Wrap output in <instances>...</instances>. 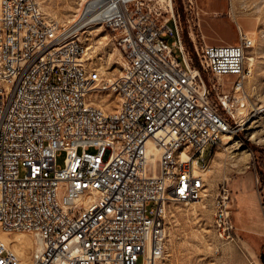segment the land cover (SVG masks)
I'll return each instance as SVG.
<instances>
[{
    "label": "built area",
    "instance_id": "obj_1",
    "mask_svg": "<svg viewBox=\"0 0 264 264\" xmlns=\"http://www.w3.org/2000/svg\"><path fill=\"white\" fill-rule=\"evenodd\" d=\"M88 20L111 28L124 60L112 80L78 37ZM189 37L190 49L173 0H89L71 27L47 20L42 0H0V264L163 256L168 207L201 200L206 183L195 168L205 170L235 132L226 91L241 92L250 74L246 36L216 45ZM177 144L186 151L174 154ZM172 176L179 183L165 192ZM230 193L217 192L213 226L235 243ZM21 232L33 240L28 255L1 238Z\"/></svg>",
    "mask_w": 264,
    "mask_h": 264
},
{
    "label": "rangeland",
    "instance_id": "obj_2",
    "mask_svg": "<svg viewBox=\"0 0 264 264\" xmlns=\"http://www.w3.org/2000/svg\"><path fill=\"white\" fill-rule=\"evenodd\" d=\"M88 1L42 0V11L47 20L66 27L77 19ZM182 1L173 0V7L180 18L183 37L190 42L189 33L192 32L196 41L201 43L239 44L242 33L253 42L245 57H253L254 62L245 61L250 74L244 80L243 90L231 92V105L246 110L239 116L241 118L229 117L235 128L232 142L228 143V139L223 137L212 154L208 169L200 173L206 183L200 202L169 205L164 254L155 264H262L264 187L260 191L256 150H264V140H250L240 122L253 108L264 107V0H184V4ZM78 37L88 47V59L93 67L105 71L108 79L115 78L121 70L122 57L111 33L97 25L85 28ZM226 79L221 78V82H226ZM205 81L208 82L207 78ZM260 135L264 136V129ZM233 142H238L239 150L232 147ZM241 150L251 156L240 158L239 154L235 155ZM64 156L61 153L58 157L59 165L63 163ZM224 185L228 186L234 199L232 221L239 237L235 243L219 240L213 226L214 198Z\"/></svg>",
    "mask_w": 264,
    "mask_h": 264
},
{
    "label": "bare ground",
    "instance_id": "obj_3",
    "mask_svg": "<svg viewBox=\"0 0 264 264\" xmlns=\"http://www.w3.org/2000/svg\"><path fill=\"white\" fill-rule=\"evenodd\" d=\"M233 19H235V18L233 17ZM75 21L76 20H73L67 27H71L72 25H74ZM97 25H99V21L98 20H88V27L86 29L91 28L93 26H97ZM103 29L105 31L111 33V28H103ZM75 30L76 29H74L73 31H75ZM83 32H85V30L79 32L78 35L82 34ZM71 34L72 33L65 34L62 39L71 38ZM240 35H242V37L245 36L242 33H240ZM116 36H117V34H114V37H116ZM60 50H67V41H60ZM245 61H247V63H253L254 62V58L251 57V56H248V57H245ZM120 63H121L120 67H122L124 65L123 58H121V62ZM114 64H119V63L114 62ZM107 69H110V68H107ZM98 70H99L100 73L105 74V71H101L100 68ZM112 79L113 78H110V80H112ZM220 81H221V78H220ZM233 81L234 80L232 79L229 82L232 83ZM229 87L231 88V86H229ZM242 90H243V88H242ZM231 92H227L226 91V93H228L226 95V97H230L232 95ZM234 99H235V97H234ZM114 103H116L115 100H113V104ZM236 107L237 106H235L234 104L229 105L230 113L233 116V118H236V117H239V116L245 114V111H246L242 107H239V108H236ZM239 118H241V117H239ZM240 126L243 127V131L245 132L247 137L250 138V140H252L254 142L263 141L264 140V136L261 137L260 134H261V130L264 129V107L261 106V107L253 108L252 112L249 114V116H247L246 119H244V120H242L240 122ZM259 128L261 130H258ZM231 135H233L232 132L223 135V137H226L228 139V143L232 142V136ZM234 146H235V150H239L240 149V145H238V142H233L232 147H234ZM185 151H186V144H177V147H174V154H181V152H185ZM148 153H149V155H151L152 162H155L156 159H157V155H158V149H156L154 147V144H152V143L149 144ZM238 154H239L240 158H249L251 156L249 153H245V150H241V151L237 152L235 155H238ZM211 159H212V157H211ZM208 167H209V165L203 171L200 168L196 167L195 168L196 175L200 174L201 172H206ZM174 183H179V176H172V181H166L165 192H174ZM198 202H200V200H198L196 202H193V203H185V205L194 204V203L196 204ZM1 238L7 244L11 243V247L16 249L19 254L28 255L32 251L33 240L31 238V236L29 234H27V233L21 232V233H13V234H10V235L9 234H2ZM155 262H154V264H155Z\"/></svg>",
    "mask_w": 264,
    "mask_h": 264
},
{
    "label": "trees",
    "instance_id": "obj_4",
    "mask_svg": "<svg viewBox=\"0 0 264 264\" xmlns=\"http://www.w3.org/2000/svg\"><path fill=\"white\" fill-rule=\"evenodd\" d=\"M184 43L186 45V47L188 49H190V42L188 41V39H186L185 37H183ZM192 55V54H191ZM258 153V156L256 158V172L257 175L259 177V181H260V185H261V190L262 191L263 187H264V150H256ZM264 207V204H263Z\"/></svg>",
    "mask_w": 264,
    "mask_h": 264
},
{
    "label": "water",
    "instance_id": "obj_5",
    "mask_svg": "<svg viewBox=\"0 0 264 264\" xmlns=\"http://www.w3.org/2000/svg\"><path fill=\"white\" fill-rule=\"evenodd\" d=\"M262 264H264V254L261 255Z\"/></svg>",
    "mask_w": 264,
    "mask_h": 264
}]
</instances>
